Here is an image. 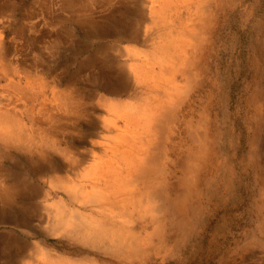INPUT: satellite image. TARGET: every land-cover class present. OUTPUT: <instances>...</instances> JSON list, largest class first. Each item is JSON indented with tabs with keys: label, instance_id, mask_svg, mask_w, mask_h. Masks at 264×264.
I'll list each match as a JSON object with an SVG mask.
<instances>
[{
	"label": "rangeland",
	"instance_id": "rangeland-1",
	"mask_svg": "<svg viewBox=\"0 0 264 264\" xmlns=\"http://www.w3.org/2000/svg\"><path fill=\"white\" fill-rule=\"evenodd\" d=\"M36 1L0 0V111L36 117L46 127L44 115L50 111L41 112L43 101L52 100V90L72 86L79 95L85 94L88 112L86 121L70 127L66 135L69 144L83 151L98 139L95 116L113 107L110 101L142 107L143 97L133 94L120 69L131 62L128 56L148 52L159 42L157 31L162 26L153 29L151 19L141 14L145 0ZM221 1L219 13L214 14L217 21L205 78L196 87L193 84L190 100H177L173 106L177 117L166 150L170 162L165 161L163 242L148 251L149 257L112 258L117 264H261L264 260V242L254 240L264 236V0ZM174 18L178 27V17ZM120 21L123 24L117 25ZM145 27L152 29L144 38ZM30 40L34 42L29 44ZM16 83L28 91L26 97L14 88ZM4 147L0 146V178L8 187L33 189L46 184V177L37 171L35 154ZM201 149L204 156L197 159ZM196 162V180L188 185L191 164ZM16 202L12 213L0 210V264H40L33 247L27 248L31 242H47L67 251L56 236L51 237L41 202L37 219L23 224L17 215L26 200Z\"/></svg>",
	"mask_w": 264,
	"mask_h": 264
},
{
	"label": "bare ground",
	"instance_id": "bare-ground-1",
	"mask_svg": "<svg viewBox=\"0 0 264 264\" xmlns=\"http://www.w3.org/2000/svg\"><path fill=\"white\" fill-rule=\"evenodd\" d=\"M146 1L147 5L141 14L151 19L153 29L158 28V25L162 26L157 31L161 34L157 38L159 42L152 45L148 52L143 51L135 57L128 56L131 62L127 66L126 63L124 67L119 64L120 73L125 72L133 94L143 97L140 103L142 107L121 102L114 104L110 101V106L113 107L104 108L102 113L95 116L99 132L94 136L98 139L87 142L88 146L83 151L78 149V145L76 148L69 144L66 135L70 127L75 129L79 123H83L88 112L83 98L85 94L79 95L72 86L63 90H52V100L41 102V112L44 114V110L50 111L44 115V122L50 124L46 127H42L39 119L36 122V117L27 119L20 114L11 113L10 110L0 111V146L4 149V146L17 147L25 155L35 154L38 159L37 171L47 179L43 181L46 184L38 188L22 189L11 185L8 187L5 178H0V210L7 214L12 213L11 208L17 203L16 200L24 198L26 202L20 213L16 214L17 220L23 224L37 219V203L41 202L39 205L45 206L51 237L56 236L67 249H56L46 244L47 242H31L27 248L33 247V254L40 264H117L112 258L147 256L148 251L156 248L158 242L159 245L163 242L167 174L165 161L170 162L166 150L177 117L173 106L177 100L185 103L191 96L193 84L196 83V87L205 78L204 66L217 21L214 14L217 16L219 13L218 8L222 1ZM174 2L177 4L174 5ZM174 16L178 17V27ZM120 23L123 24L120 21L117 25ZM152 28L145 27L142 36L145 38ZM134 37L139 38V35ZM34 64L36 65L35 62ZM16 85L17 83L14 88L20 96L26 97L28 91ZM144 87L147 89L144 90ZM38 111L36 109L37 113ZM187 126L190 127L188 123ZM203 156L201 149L196 158L202 159ZM198 166L197 162L191 164L188 185L196 180ZM117 208L120 210L115 211ZM136 227L139 228L138 232ZM262 232L264 234V217ZM254 240L264 242V236Z\"/></svg>",
	"mask_w": 264,
	"mask_h": 264
}]
</instances>
